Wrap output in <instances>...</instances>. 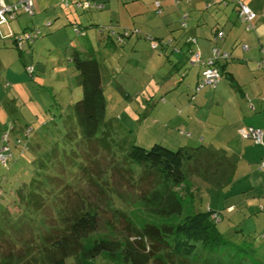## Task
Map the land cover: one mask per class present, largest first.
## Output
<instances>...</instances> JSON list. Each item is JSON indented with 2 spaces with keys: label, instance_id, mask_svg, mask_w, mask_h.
<instances>
[{
  "label": "rangeland",
  "instance_id": "374dc122",
  "mask_svg": "<svg viewBox=\"0 0 264 264\" xmlns=\"http://www.w3.org/2000/svg\"><path fill=\"white\" fill-rule=\"evenodd\" d=\"M121 2L107 0L105 10L83 11L77 3L66 5L61 0L60 5L71 10L69 20L61 15L56 19L53 14L47 21L50 26H46V21L41 25L37 23L36 27L42 35L31 45L23 41L18 47L7 36L11 30L1 27L0 59L6 69L0 73V94L5 98L0 105V114L3 115L0 117L6 119L1 131L4 133L10 128L6 126L9 122L14 129L9 132L8 139L13 157L7 169L0 164V212L11 200V191L31 180L36 152H48L53 145L60 150L68 146L61 144L66 129L60 124V119L61 114H66L81 95L71 61L75 50L95 51L94 57L102 65L105 117L112 122V139L116 145L111 150L101 144L100 149L97 145L90 149V146H84L86 144L70 143L68 148L76 156L67 155V158H72L71 164L75 168L65 165L64 168L53 169L54 175L44 183L48 197L41 209L27 211L23 215L16 206L8 203L7 211L10 215L17 214V218L14 219L16 222H12L16 223L14 227L9 226L3 234L7 242L0 249V264H44L40 255L43 239L55 227L63 228V215L70 221L80 213L95 215L102 224L104 235L125 236L128 234L126 229L131 227L129 217L143 219L150 212L143 207V203L151 198V193L163 189L154 172L142 169L126 158L124 149L127 146L121 142L126 139L144 149L156 143L167 146L163 140L169 139L164 135L172 124L166 120L163 122L162 114L150 110L153 105L162 103L153 92V86L162 74L153 78L151 67H147L146 72L141 70L143 64L131 57L128 47H118L114 50L115 54H112L113 51L109 54L102 41H98L99 26L108 24L111 17L115 18L116 12L119 13L121 26L132 27V20L137 16L128 15ZM259 3L264 4V0H259ZM223 5L215 2L214 6L222 12L226 26L243 31L233 4ZM137 7L141 8L143 4L139 3ZM63 11L67 13L68 9ZM20 19L27 22L35 19L38 22L42 18L22 14ZM14 21H11L10 28H13L11 24ZM77 25L83 27L79 34L75 30ZM147 51L151 53L149 49ZM163 63H166L165 59L159 67L166 69ZM29 66L34 69L32 76L25 71V67ZM153 120L157 122L154 124L156 127L151 123ZM24 132L28 135L24 136ZM17 139L22 141L21 149L15 146ZM24 145L27 149L22 151ZM197 170L195 178L188 179L187 175L186 182L173 189L174 195L181 201L182 216L193 211L210 210L208 216L228 242L215 253L198 248L189 258L175 257L173 264H264V211L260 210L264 206L263 200L254 199L253 207L249 209L245 202L226 196V188H216L205 182L208 179L201 171L203 168ZM228 205H232V209ZM215 215L216 220H213ZM93 264L131 263L121 257L108 260L102 254L93 259Z\"/></svg>",
  "mask_w": 264,
  "mask_h": 264
},
{
  "label": "trees",
  "instance_id": "16d2710c",
  "mask_svg": "<svg viewBox=\"0 0 264 264\" xmlns=\"http://www.w3.org/2000/svg\"><path fill=\"white\" fill-rule=\"evenodd\" d=\"M89 2L93 7L87 9H82L79 6L81 2L76 1L75 3L83 11H102L105 8L104 4L106 2L99 3L98 0L97 2L95 0H89ZM218 2L223 3V6L228 3L235 5L229 1L221 2L218 0ZM154 7L156 14L159 15L161 11L158 1L154 3ZM17 11H15L14 17L11 20L0 24V27L8 26L14 20ZM22 13L26 14L23 11ZM33 14L26 15L31 17ZM186 21L187 14H181L178 20L179 30L183 31L186 29ZM182 23H184V26H181ZM91 25L90 23L88 26L90 27ZM46 26H50V23L47 22ZM81 28L83 27L80 25H77L75 28L78 34ZM217 33L215 34L216 38H218ZM25 34L35 35L34 38L23 40L30 45L42 35L38 28H34L30 30L24 29V31L19 33L10 31V34L7 36L12 39L15 45L20 47L23 41L18 44L17 39L24 37ZM98 34V37L104 39L103 41L109 39L110 44L117 47L116 50H118V47L122 49L128 47L132 58L136 59L137 55H145L147 57L145 58L146 61L141 65V70L144 72H146L145 70L147 68L144 64L147 63L149 58L154 54H163L164 48L172 46L173 41L171 38H153L149 33L142 31L140 27L133 24L132 27L121 26L120 24L117 26L116 24L99 26ZM15 35H18V37ZM1 36L0 31V38ZM185 42L187 44L193 43L190 37ZM139 43L145 44V47L141 51L139 50L141 49ZM217 50L225 53L220 49ZM112 51L109 54H115L114 50ZM195 52H192L189 56V64L199 71V80L193 89V96L204 88L211 89L208 87H200L203 67L199 64L191 63V57ZM94 53L95 51L86 49L75 50L73 53L71 61L77 73V83L81 88V95L70 108L68 107L69 109L67 108L66 114H61L60 124L66 129L61 144L71 146L69 144L76 141L77 143L86 144L84 145L86 147L90 146V149L94 145H97L100 149L101 146L99 144H101L102 146L104 145V148L109 146L112 150L116 142L112 139V122L106 120L105 117L106 101L103 96L102 65L97 62ZM198 54L200 61L205 62L211 57V50L210 56L207 58L202 57L199 52ZM225 54L227 55L225 59L218 58L213 60L211 58L213 60L212 64L219 71L220 79L224 77L231 87L236 88L235 81L231 75L228 72H222L224 71L223 67L222 70L218 68L219 64L229 60V55L227 53ZM25 71L30 76L34 74L32 66L25 67ZM11 125L9 122L7 127L10 128L2 133L0 137V150L6 148L0 154L8 157L5 166L0 164L6 169L8 168V162L13 157L12 149L10 148L11 145L8 141L9 132L14 129ZM69 127H71V130H67ZM4 134H7L6 140L3 138ZM27 135L24 132V136ZM186 136L189 135L186 134ZM15 142V146L21 149L22 141L17 139ZM121 142L123 146H127L124 149L126 158L142 169H148L154 172L163 184L161 191L151 193V198L145 200L146 203H143V207L145 206L150 212L146 213L143 219L129 217L131 227L126 229L128 234L118 237L104 235L102 233V224L95 215L80 213L72 221L66 220L70 218L67 216L65 218L63 215L61 217L64 220L63 228L55 227L43 239L40 250L42 262L44 264H68L67 261L70 260L69 264H93V259L96 256L104 254L108 260H115L117 257H121L124 261L130 262L131 264H147L148 262H152L153 264H173L175 257L183 259L189 258L195 254L198 248L210 253H215L218 249L224 248L223 246L228 241L217 231L215 223L208 216L211 211H193L190 215L182 216L183 208L181 201L174 195L175 191L173 189L185 183L187 175L188 179L190 177L195 178L196 171L199 168H203L201 171H204V177L208 179V181L204 180L205 182L211 183L216 188H224L227 184V176L231 173L230 159L221 155L218 150H212L202 145L187 147L177 143L171 144L163 140V143L167 146L156 143L149 149H144L136 145L135 142L129 143L126 139L121 140ZM68 146L60 150L56 148V145H53L49 148L48 152H36L37 156L33 160L35 169L31 180L11 191V200L5 204L4 209L0 212V249L7 242L3 239V234L7 231L6 228L9 226L14 227L16 224L12 222H16L14 219L17 218V214H9L6 209L8 203L16 206L19 212H23V215L27 211L41 209L44 206L43 202L48 197L44 183L54 175L53 169L60 166L64 168L65 165L72 166L71 163H73V160L72 158H67V155L73 157L76 154H73ZM173 148H175L174 151ZM25 149H27V145H24L22 151ZM226 161H228L227 163L229 165H226ZM223 162L225 166L221 170L222 172L218 170L217 173L220 175L217 176L216 173L214 176L211 171V166H216L217 169L218 165L221 166ZM72 168L75 167L72 166ZM192 170L193 173L191 172ZM1 198L2 191L0 190Z\"/></svg>",
  "mask_w": 264,
  "mask_h": 264
},
{
  "label": "crops",
  "instance_id": "0c3cea01",
  "mask_svg": "<svg viewBox=\"0 0 264 264\" xmlns=\"http://www.w3.org/2000/svg\"><path fill=\"white\" fill-rule=\"evenodd\" d=\"M2 1L9 6L16 4L17 0ZM62 1L68 5L78 0ZM121 1L128 15L141 16L142 19L134 17L133 25H137L153 38L173 39L172 46L165 47L163 54L152 55L144 64L152 68L153 78L162 74L153 86V92H156V98L163 99V101L153 105V109L150 110L162 114L163 122L166 120L172 124L171 129L164 130L167 131L164 135L169 139L167 142L187 147L202 145L218 150L221 155L230 159L231 164L227 184L222 188H226L225 195L233 197L237 202H245L244 204L249 209L253 207L251 206L252 201L256 198L263 200L264 203V170L258 167L264 159V149L255 145L251 140L242 139L239 136L240 131L247 127L264 131V71L258 68L264 51V6H262L264 4L259 3V0H246V2L238 0L256 14L254 29L247 31L241 24L244 27L242 31L226 26L222 12L214 6L215 2L218 4V0ZM156 1L160 5L159 15L156 14L154 7ZM98 2L104 3L107 0ZM60 3L61 0H35L33 16H39L41 20L38 22L35 19L28 22L23 21L20 19L23 13L18 9L14 20L17 19L11 24L13 28H10L11 22L8 26L1 27L6 30L10 29L11 32L14 31L13 33H19L17 31L38 28L37 23L39 25L43 21L47 23L53 14L56 19L61 15L69 20L70 8H63ZM139 3L143 4V7H137ZM233 8L235 12V5ZM65 9H68L67 13L63 11ZM183 13L187 14V21L186 29L182 31L178 28V20ZM118 15L119 13L116 12L115 18L111 17L108 24L119 25ZM217 32H222L221 38L215 37ZM188 37L193 43L185 42ZM103 40L102 37H98V41H102V46L109 53L116 50L117 47L110 44L109 39ZM139 44L143 50L145 44ZM213 47L229 55V60L219 64L218 68L222 70L223 67L222 72H228L231 75L236 88L231 87L222 77L214 89L204 88L193 96V89L199 80V71L189 64V56L196 51L202 57L207 58ZM243 47L246 48L243 49ZM145 58H147L145 55L136 56L139 63H143ZM163 59L166 61L163 63L167 66L166 69L159 67ZM1 63H3L2 59H0V73L6 70ZM153 67L156 69L154 70ZM3 99H5L4 96L0 94V105ZM0 116L3 115L0 114ZM5 122V117H0V137L3 133L2 123ZM151 123L153 127H156L154 125L157 123L156 120ZM227 162L226 165H229ZM224 164L223 162L221 166L218 165L217 169L216 166H211L214 176L218 170H223ZM218 175L220 174L217 173ZM228 207L232 209L233 206L228 205ZM260 210L264 211V206H261Z\"/></svg>",
  "mask_w": 264,
  "mask_h": 264
},
{
  "label": "built area",
  "instance_id": "2783aa9c",
  "mask_svg": "<svg viewBox=\"0 0 264 264\" xmlns=\"http://www.w3.org/2000/svg\"><path fill=\"white\" fill-rule=\"evenodd\" d=\"M33 1L34 0H17L16 4L14 5H5L2 0H0V24L5 23L8 20H11L14 17V13L16 10L20 9L26 14H33L34 7H33ZM221 2H233L236 5V15L240 23L245 25L246 30H251L254 28V21L256 19V14L251 11L248 7L240 3L238 0H219ZM158 6V4H156ZM79 6L82 9H87L90 7H93L89 0H84L79 4ZM185 19V17H183ZM181 26H184V23L181 24ZM222 36L221 32L217 33V37L220 38ZM34 34H25L24 37L18 38V44H20L23 40H29L31 38H34ZM246 47H243L245 49ZM218 59L222 58L225 59L227 58V55L225 53L220 52L216 48L211 49V57L203 62L200 61V57L198 52H195L192 57H191V63L199 64L200 66L203 67L202 71V82L200 87H208L213 89L216 84L220 80V73L217 69L213 67L212 64V59ZM258 68L264 71V51L262 53V58L258 63ZM30 70V69H29ZM239 136L242 139H248L251 140L255 145H259L264 149V131L260 129H254L252 127H248L244 130H241L239 133ZM4 140L7 138V134H4L3 136ZM6 148H2L0 150V153H2ZM7 162V157L5 155L0 154V163L5 166ZM259 169L264 170V159L259 164ZM214 220L215 216L213 217Z\"/></svg>",
  "mask_w": 264,
  "mask_h": 264
},
{
  "label": "bare ground",
  "instance_id": "6f19581e",
  "mask_svg": "<svg viewBox=\"0 0 264 264\" xmlns=\"http://www.w3.org/2000/svg\"><path fill=\"white\" fill-rule=\"evenodd\" d=\"M14 36V35H13ZM12 37V36H11ZM17 43V42H16ZM8 158V157H7ZM8 161V160H7Z\"/></svg>",
  "mask_w": 264,
  "mask_h": 264
}]
</instances>
